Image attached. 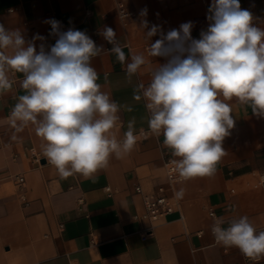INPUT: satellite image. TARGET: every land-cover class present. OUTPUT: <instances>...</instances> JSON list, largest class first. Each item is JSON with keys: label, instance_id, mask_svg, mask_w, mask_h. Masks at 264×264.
Returning <instances> with one entry per match:
<instances>
[{"label": "crops", "instance_id": "1", "mask_svg": "<svg viewBox=\"0 0 264 264\" xmlns=\"http://www.w3.org/2000/svg\"><path fill=\"white\" fill-rule=\"evenodd\" d=\"M241 8L250 10L255 23L264 28V0H239ZM122 4L131 16L123 21L117 14ZM212 0H0V23L6 29L19 28L26 40L39 34L45 41L36 46L46 49L55 43L50 36L55 19L69 28L85 31L96 43L109 50L99 32L104 26L113 28L116 40L125 52L144 54L148 66H142L129 80L125 65L114 54L104 52L93 58L92 66L99 74L102 90L132 112L119 113L122 127L116 132L122 140L127 124L135 117L136 133L150 130L146 101L133 99L138 83L147 86L163 58L147 56L150 43L159 39L146 37L142 27L160 25L167 33L185 22H193L192 37L200 38L209 26L208 9ZM147 8V16L140 12ZM12 9L11 11H9ZM147 47V48H146ZM105 73L108 79L105 81ZM13 87L0 93V264H264L245 257L239 249L226 248L214 241L211 227L214 217L227 222L248 216L258 231H264V118L251 108L231 104L235 127L224 139L226 155L210 177L167 183L164 160L171 150L163 145V135L152 131L139 136L134 150L125 158H110L108 167L96 173L95 182L79 174L61 179L48 164L41 151L42 139L31 124L12 140L14 129L9 122L12 107L20 95L22 74L9 73ZM223 99V97H220ZM116 131V130H114ZM135 133V134H136ZM34 157L38 158L35 162ZM15 176H21L18 186ZM141 193L135 192V187ZM159 186L174 204L173 210L157 222L142 219V195L156 193ZM109 188V194L106 188ZM185 190L183 199L174 193ZM21 194L24 196L22 199ZM210 211L214 216L210 215ZM148 232L146 239L141 233Z\"/></svg>", "mask_w": 264, "mask_h": 264}, {"label": "clouds", "instance_id": "2", "mask_svg": "<svg viewBox=\"0 0 264 264\" xmlns=\"http://www.w3.org/2000/svg\"><path fill=\"white\" fill-rule=\"evenodd\" d=\"M140 15L146 17L147 8ZM207 19L209 26L201 30L199 39L191 35V21L167 33L160 25L149 27L147 19L141 22L150 41L159 35L149 44L147 56L165 62L148 68L150 83H138L133 99L146 101L148 126L155 135H163V145L171 150L177 182L216 173L227 154L224 139L235 127L231 104L225 101L235 98L254 116L264 118V28L254 22L250 10L241 8L239 0H212ZM46 23L51 25L49 35L56 38L47 49L43 43L37 49L35 43L45 41L44 36L26 40L19 28L6 29L0 23V93L13 87L10 72L23 75L20 84L25 93L10 112L11 139H22L18 134L31 124L43 141L44 159L61 179L79 174L95 182L96 173L108 167L113 155L123 159L134 150L138 137L133 117L123 139L117 138L122 127L119 113L133 108L102 90L91 62L110 52L126 64L130 80L149 61L144 54H131L126 63L111 27L99 32L112 45L105 50L85 31H61L55 19ZM174 195L179 201L185 190ZM225 223L223 217H214L211 230L218 245L235 247L254 261L264 256V231H257L248 216L233 219L226 227Z\"/></svg>", "mask_w": 264, "mask_h": 264}, {"label": "built area", "instance_id": "3", "mask_svg": "<svg viewBox=\"0 0 264 264\" xmlns=\"http://www.w3.org/2000/svg\"><path fill=\"white\" fill-rule=\"evenodd\" d=\"M11 10L12 9H10L9 11ZM117 14L123 21H126L131 16V13L127 11L125 7L120 3L117 5ZM62 27L63 26L61 24V28ZM150 131L151 130L139 131L138 133H136V135L139 136L141 139H144L147 137L148 132ZM172 159L174 158L166 157L164 160L165 177H166L167 183L169 184L178 180L177 174L173 171L174 166L171 164ZM33 160L35 162H38V158L36 157H34ZM15 180L18 183V186L20 187L21 184L23 183V178L21 176H15ZM260 181L264 182V173L260 174ZM105 190L109 194L110 192L109 188L107 187ZM135 192L141 193V188L139 186L135 187ZM20 197L24 199V196L22 194ZM142 201L144 205V212L142 213L141 218L147 220L149 223L157 222L165 214L171 212L174 207V204L166 196L163 186H159L157 188L156 193L142 195ZM210 215L214 216V213L210 211ZM211 233H212V230H211ZM147 234L148 232L143 231L141 233V238L145 240Z\"/></svg>", "mask_w": 264, "mask_h": 264}]
</instances>
